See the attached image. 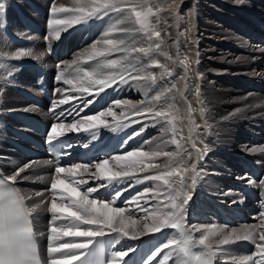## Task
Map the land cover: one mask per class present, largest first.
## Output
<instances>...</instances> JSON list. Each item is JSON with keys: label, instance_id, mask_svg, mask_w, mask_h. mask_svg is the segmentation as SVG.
<instances>
[{"label": "bare ground", "instance_id": "obj_1", "mask_svg": "<svg viewBox=\"0 0 264 264\" xmlns=\"http://www.w3.org/2000/svg\"><path fill=\"white\" fill-rule=\"evenodd\" d=\"M221 1L222 0H184L182 3H180V5L177 6V8H175L173 12H171V10L169 9L168 11L170 13L169 35L167 37L169 51L167 52V56L163 55V53L165 52H160V54L158 55L151 54L149 56H144L143 54L135 53L133 55L139 57V62L135 64V67L136 69H142V71H133L132 69H128V71L126 72L122 71L121 69L118 72L116 71L119 75H123L126 81L129 77H131L134 74L144 73L145 75H147L149 71L155 70L159 67L158 65L152 64V60L154 59L159 60L160 65H164L167 62L166 65L174 70V78L173 80L171 79V82L173 81L172 86L173 89L175 88L176 91L174 90L171 91L169 89H166L163 91V96L160 100H156L154 98L151 100H147V109H146L147 119H145V113L141 110L134 113L131 107L124 109L116 106V108H118L116 117L118 118L119 124L121 126L117 127L115 130H119L121 132L120 137H122L123 134L126 133L127 128L131 124L139 121L144 122L145 126L143 129L146 130L147 127L148 128L150 127V129L151 128L155 129L156 125L152 123L153 118H155V116L153 115L155 111L164 110L169 112V116L177 117L176 120L177 133L175 135V138L180 141V145L182 147L178 148L176 145V149L175 150L172 149L170 152L180 153V156L176 157L175 159L176 161H179L180 158L182 157L184 160V167H188L192 163H195L196 170L199 173V176L197 177L196 184L192 185L191 176L193 175V173L189 171L188 173L183 174L182 188L180 187L179 184L174 186L177 187L176 190L186 191L190 196V199L188 200L187 204L184 206V213H183L184 223L191 231V234L193 235L194 239L197 240L199 236L203 234L202 230L198 231L197 229H202L205 226H211V225H216L218 228L226 229L225 232L226 235L230 234L232 229H236L238 234V232H240L241 230L249 229L250 226H256V230L264 231V228L259 227L261 225V220H262L260 213L264 212V179L261 182L250 180L247 173L243 172V167H242V165L246 161H250L251 163L257 165L264 172V126H261L259 124L258 125L254 124L255 126H252L248 129L246 127L248 126V123L246 124L247 117H243V119L241 118L242 120L240 121L239 119H237L238 117L236 116L237 118H234V120L236 121L233 123V125H235L236 128L235 131L231 130L230 132L226 133L228 135L227 137H229L227 139L229 143H227L222 147L220 146L221 148L217 150V153H220L225 160L223 159L224 160L223 164H221V166L217 167L215 170L213 169L214 171L209 170L211 172L208 171V169H210L209 167L212 166L210 161L211 156L209 155H212L213 152L208 151L206 153L207 154V159H206L205 151H203L202 149L203 147L200 146L199 143L200 140L197 139L198 129L200 128L197 127L195 131L192 132L191 134L189 132V128L191 127V124L189 123V119H188L189 106L191 107L192 118L195 120L196 125H199L201 119L203 120L202 118L203 115L201 117L199 115V112L193 109L192 103L190 101L192 94V83L190 81L192 78V73L191 71H189L186 63L185 62L182 63L183 61L182 38L184 32V31L182 32V29L184 26V21L181 13L183 12L185 7H191V9L195 10V12L197 11L199 15V21L197 22L196 25H194L195 27L193 26L194 29L192 31L195 42L194 43L192 41V43H194L193 50L196 52L195 55H197V50H198V44L196 43L197 41L196 39H198L200 43L199 48L201 51L198 54L202 57V59L205 60L203 61L205 65L207 63L213 64L214 62H216L218 64L220 62H223L222 69L218 70L217 73L214 72L216 74L213 73V75L210 77L211 78L210 82L208 81L211 85H218V84L221 85V89L219 88V90L217 89L218 91H213L214 93L216 92L218 96L217 100H225L226 97L229 96L235 100L242 101L240 99V96L237 94H241L243 91L252 92L253 94L251 95L253 96H255L254 94H259L258 102H257L259 104H260L259 101L264 99V29L263 28L260 29L259 27L260 30H263L261 36L252 37L250 40H248L249 42H247L248 43L247 48L243 47L244 49H241L242 48L241 47V48L232 49L231 47L229 49V47H227L225 43H223L222 41L223 38H221L223 34V29H222L223 26L222 25L219 26L215 19V17L219 16L217 15L218 12L221 11L220 10L221 8L220 6L222 5ZM234 1H236L237 3H241V2L243 3V2H250L251 0L250 1L234 0ZM33 2H35L38 6H35ZM0 3L4 5V8L0 10V156H1L0 158L6 174L10 178L17 180L22 185L33 211L40 215L44 214V216H38L37 229L38 232L41 234V238L43 240L45 255L49 256V258H47V262L48 264H53V260L59 259L60 254L53 253L52 255H50V247H49L50 243L52 244V246H58L61 243L75 244V243L84 242L86 238L64 236L58 239L57 241L50 242L49 236L51 235L50 227L52 226L51 224L52 217H51V213L49 212V207L51 204L53 193L49 194L48 191L47 193H45L44 189L46 186L50 185V181L51 178L54 176V172H52L51 165L47 161L43 160V162L41 161L42 163L40 162V164H38L39 161H37V163L27 161L19 154V152L14 151L10 144V139L13 137V132L11 131V129L7 128L6 126L7 125L9 127L18 126L16 117L23 112L33 114L40 118H48V111H46V109L44 108L37 109L31 106L24 97L15 94V92H17V90L20 88L29 89V90L35 89L33 84L30 82L29 78L26 76L27 73L26 68H28V66L31 63L36 64V63L44 62L45 60H50L51 56L49 55L48 52L51 51L52 48H54L55 45L73 28V26L67 28L61 33L60 39L58 40L55 39L54 36L51 35V27L49 22L53 19H60L62 13L53 14L51 11L52 7L54 5L58 6L59 4H64L68 8H73V5L75 4V0H16V1L0 0ZM21 7L25 8V12H26L25 14L22 11H20ZM241 8L242 7H240V9ZM261 13H262L261 21L264 23V11ZM15 16L21 19L24 17L26 19L24 22H21V24L25 23L26 25L27 23L29 25V27L32 29L31 38L34 39L35 42L29 44L27 43L26 35L28 34V32L26 31L25 28H22L21 26L16 28L18 29L19 32H21V35H17L18 32L14 33L13 30L15 28L16 19H17ZM91 22L95 23V21L93 20H91L89 23ZM108 25H109L108 21L101 19V28L97 33V38L95 41L100 40L103 37ZM259 25L261 27L264 26V24H259ZM224 29L226 28L224 27ZM136 33L139 34L138 32H135V34ZM17 39H19L22 43L21 45H17V44L13 45L12 46L13 52L23 49L25 51H30L31 56L24 58L23 57L17 58L15 56L7 55L6 52L7 46L8 45L11 46L13 42L16 41ZM94 42H92V44ZM87 44L83 45L82 47L86 46ZM223 46L228 48V50L223 49ZM97 47L98 49H102L101 47H99V45H97ZM244 53L252 56V58L250 57L252 59L250 63L252 64L249 65V68L251 69L253 67L255 69L256 74H253L254 72L252 74L251 73L248 74L250 77H248L243 84L238 85V83L235 82L231 83V85H236L235 87L231 88L229 87L231 86L230 83L226 82V79L228 78V76L233 75L235 67L240 62L239 59L241 58V56L244 55ZM168 54L169 56H172L171 59H168L169 57ZM221 54H223V59L221 58L222 61H219L220 58L218 56H220ZM74 58L75 56L73 55L72 59H68L62 63L56 64V67L61 66L62 68V69L60 68L61 70L60 73H58L60 70L56 73L53 70L54 67L50 69L51 78L57 87L56 91L59 90L57 91L58 102L61 99H64L68 95L75 97V99H80V97L88 98L89 96V95H81L79 92L73 91L71 85L64 83L63 80L57 79V76H59L62 72L66 74L65 78L70 77V79H72L74 77V73L71 71V68L73 67V64L71 62L74 60ZM102 58L105 57H97L96 61ZM80 62H82L84 65L88 64L84 60ZM49 66L51 65L49 64L48 67ZM180 71L184 73V74L181 73L182 75H184L183 79L181 80L180 78L176 77L178 74L177 72L180 73ZM119 75L117 76L116 83L111 84L110 87L105 88L102 92H99V94L109 90L110 93H112L113 96L115 97L114 102L116 100L129 101L130 102L129 106L135 103L143 102V100H137V101L134 100L136 98L139 99V97H141L140 94L137 93L134 89H131V87L129 89L128 85H127L128 89L123 88V86L125 85L121 84L123 82L120 81ZM142 82L144 83L147 81L142 80ZM224 83H227L229 85L226 90L223 89L226 87ZM23 85H28V88L23 87ZM252 85L253 87H251ZM237 87L239 89H237ZM98 91H99V86L97 85L96 88L93 89L92 94H97ZM228 99L229 98H227V100ZM243 102L244 103H241V105L247 104V102L245 101ZM172 104L175 105V108L169 109L167 106ZM113 105L115 104L113 103ZM234 106L235 105H233V107ZM228 108H229L228 105L226 104L224 105V103L219 108L216 107L212 113L213 115L211 114L208 117L210 118V122L214 124L217 122V120L220 117H221L220 119L222 120L225 115L230 113L229 112L230 110ZM105 119L108 120L110 127L99 128V130L96 132V136L99 138L108 137L109 139H111L112 138L111 132L115 131L113 130V127L117 124V119H114L111 116H107L105 117ZM258 122L259 120L257 121V123ZM149 133L150 132H148V134ZM193 141H195V145H196L195 148L191 146ZM202 142L203 140L201 141V143ZM144 145L146 144L142 142L140 144V147ZM197 149L200 150L199 158H197V151H196ZM126 151L127 148L119 147L118 152L116 154H123ZM187 152H191L193 154L191 158L187 156L186 154ZM166 162L167 160H165L159 166L158 169H150L147 173L138 174L137 177L131 181H136L135 183H141V182L148 183L147 181H144L143 179L144 175H154L156 171L163 170L164 165L168 163ZM172 167L175 168L177 167V165L174 163ZM20 169L23 170L21 171ZM210 175L214 177L216 186L206 184L208 182H205V178L209 177ZM84 178L87 179V177ZM174 179H178V178H174ZM89 183H92V181L90 180ZM151 185L152 184L150 181V183H148V186L142 188V190L138 194H143L144 189L146 187H151ZM235 186H238L239 190L234 189ZM241 186H246L251 188L254 192L257 193L258 199L253 200L246 198L241 193V188H240ZM61 187L71 192V188H69L67 184L61 185ZM228 187L230 188L232 187L233 189L226 190V188ZM151 188L153 189V187ZM31 192L35 193V195L32 194L30 195ZM202 197L207 202H209V210L211 214H207L204 210H202L201 214L196 216L197 208L202 204L200 200L202 199ZM43 199H46L47 201L46 203L47 208L45 212L42 213L35 209L36 208L35 205L36 203L42 201ZM131 200L132 197H130L129 201L123 207L125 206L128 207L131 213L133 214L134 218L138 220H142V217L144 216V212L137 210L135 203H129ZM57 202L59 203L60 201L58 200ZM167 204L168 201L166 199V202H164L163 200L161 206ZM139 205L141 209H148L149 211L155 208L157 204L153 196V191L152 193L143 194V198L139 201ZM217 210L220 211L222 210L227 214L234 215L235 220H232L233 223L226 225L220 224L217 221L218 218ZM234 210L239 214H241L243 218H239V220L237 221L236 214L233 213ZM62 211H66L70 213L71 209H66V210L62 209ZM247 219L249 223H245ZM201 221H205L207 223L201 224ZM71 224H72L71 221L58 220L55 226L60 227L61 225H63L65 228H69L71 227ZM83 227L84 226H81V230H83ZM158 237H160L161 240L164 239V241L168 243L169 240L173 238H178V234L175 229L165 228L162 229V231L159 233L145 234L143 237L138 239L137 242L139 243L144 239H148V238L155 239ZM219 238L220 237L212 238L211 243L213 244L214 248L219 244ZM120 242H123L120 243V245L123 247H128L129 246L128 244L132 245V243H134V241L131 242V240H121ZM244 243L253 244L252 242H247V241H236L235 238L233 237L231 245L220 246L222 247L223 251L220 252L218 257L214 261V264H239V261L245 260L248 256L253 255L255 249L252 250V252L243 250ZM60 247H63V245H60ZM162 250L164 251V255L162 257V260H164V262L171 261V262H175L174 264H178V257L175 254L172 247L163 248ZM192 251L199 252L201 251V248L200 246L197 245L193 247ZM79 252H81V250L76 252V254H78ZM71 254H73L72 249L64 250L63 252V255L66 256H70ZM255 258L258 259V257Z\"/></svg>", "mask_w": 264, "mask_h": 264}, {"label": "snow or ice", "instance_id": "obj_2", "mask_svg": "<svg viewBox=\"0 0 264 264\" xmlns=\"http://www.w3.org/2000/svg\"><path fill=\"white\" fill-rule=\"evenodd\" d=\"M146 2V0H144ZM142 7L141 0H75V6L68 8L64 4L54 5L51 9L52 13H65L64 18L53 19L49 22L51 27V35L55 39H60L61 33L69 27L81 24L82 22H89L91 20H101L109 14H115L110 17L112 21L110 29H106L104 36L108 37L113 32L130 33L131 29L120 27L128 21H131L139 27L136 31L143 34V38L148 42V46H134L136 41L132 44L126 43L125 39H111L105 38L102 40L103 49H98L97 45L101 40L95 41L91 45V49H85L81 53V57L85 58V62L96 60L97 57H108L113 52H124L127 55L121 56L118 59H104L97 63L91 70L77 68L76 74L72 79L65 78L64 72L57 76L58 80H63L64 83L71 85L72 90L79 92L81 95H91L93 89L99 86V92L105 88L110 87L111 84L116 83V72H103L102 69H121L126 72L129 68L133 71H142L136 69L135 64L139 62V57L134 56L135 53L149 56L157 52L161 48L162 40H160L161 33L152 26L150 17L156 15L152 7H147L146 11H139ZM4 5L0 3V10ZM160 9H157L159 12ZM159 42L151 43L153 39ZM13 55L17 58L31 56L30 51L23 49L16 51ZM167 56V53H163ZM171 59V57H168ZM187 58H184L185 62ZM80 58L74 60L72 64L78 65ZM152 64L167 69V65H160L159 60H152ZM170 74V73H169ZM163 75V74H162ZM102 77V78H101ZM121 82L127 83L123 75H119ZM135 80H147L155 83L157 77L154 74H147L144 76L132 77ZM59 91V90H57ZM163 93L158 94L154 99L160 100ZM75 97L68 95L61 99L58 103L67 104ZM91 100H84V105L92 104ZM115 106L124 107L129 105V101L116 100ZM169 109H174L175 105H168ZM204 109L201 108V113ZM155 117H159L167 122L165 131L173 134L171 143L181 148L180 141L175 138L177 133L176 116L169 119V112L160 110L153 113ZM111 116L117 119V124L113 127L115 130L120 127L116 113L112 107H108L104 111H98L95 115H87L82 118L73 119L71 122H57L50 126L48 132V141L54 143L68 134H79L82 132H91L92 138H96V132L101 127H110V124L105 117ZM188 119L191 127L190 134L198 127L195 120L192 118L191 107L188 109ZM138 134V133H136ZM131 138V137H129ZM71 146V145H69ZM193 148L196 147L193 141ZM87 147V145H85ZM159 148V145H157ZM197 158H199L200 150L197 149ZM189 158L192 157L191 152L186 153ZM180 153L161 152V151H143L137 148L132 151H126L123 154L109 155L104 158H97L88 163H73L70 166H56L54 168V176L50 181V189L53 193L49 212L51 213V224L49 236L50 242L57 241L64 236H72L79 238H86L82 243L67 244L61 243L58 246H52L50 243V255L53 253L60 254L59 259H54L53 264H74L80 262L84 258V264H127L125 259L134 252V248H128L112 251L105 259L106 243H119L121 240H138L145 234L159 233L162 229H175L178 238H173L162 245L163 248L172 247L178 257V264H214L222 247L229 245L234 237L236 241L252 242L254 245V254L248 256L245 260L239 261V264H264V231L256 230V226H250L249 229L244 230V234H237L236 229H232L230 234H225L226 229L218 228L216 225L205 226L202 229L203 234L199 236L198 240L194 239L191 231L184 223V206L190 199L186 191H178L174 185L179 184L183 186V174L191 171L192 185L196 184L199 173L196 170V164L192 163L188 167H184V160L181 157L176 161V157ZM159 157H167L168 163L164 165L163 170H158L154 175H144V181H155L156 187H165L169 195L166 197L168 204L161 206L162 202L157 203V206L151 211L148 209H141L139 201L143 198V194L152 193L151 187H146L143 194H138L132 197L129 203H135L139 211L144 212L142 220L134 218L128 207L114 206L115 201L119 198L126 188L119 187L123 185L124 181H131L140 173H147L150 169H158L159 165L153 163ZM50 163V162H49ZM177 167L173 168L172 165ZM171 169V170H169ZM21 171L23 169H20ZM84 177H87L85 179ZM79 178V179H78ZM178 178V179H174ZM97 182L96 186H88L83 191L80 188L88 185L89 181ZM67 184L71 188V192L61 185ZM100 188L113 189L112 195L108 197H99ZM93 194H97L96 198ZM160 192H156L155 196L159 198ZM60 201L59 203L57 201ZM62 209H71L70 213L62 211ZM167 209V210H166ZM262 218L260 228H264V212L260 213ZM58 220L71 221V227L65 228L55 226ZM81 226L83 230H81ZM195 227V226H193ZM6 225L2 218H0V264H29V254L31 252V234L17 236L11 231V225H8V239L5 241ZM113 236L114 239L107 241L106 237ZM221 237L219 244L214 248L211 243L212 238ZM63 245V247H60ZM200 246L201 251L193 252L194 246ZM72 249L73 254L70 256L63 255L64 250ZM79 250H83L76 254ZM160 251V248L153 250L147 257L145 264H150L152 258ZM75 253V255H74ZM89 257L91 259H89ZM255 257H258L255 258Z\"/></svg>", "mask_w": 264, "mask_h": 264}, {"label": "rangeland", "instance_id": "obj_3", "mask_svg": "<svg viewBox=\"0 0 264 264\" xmlns=\"http://www.w3.org/2000/svg\"><path fill=\"white\" fill-rule=\"evenodd\" d=\"M183 1L184 0H146V2H144V0H141L142 7L138 8L137 10L146 11L147 7H149V6L152 7L153 12L156 13V15H153L152 17H150L151 24L155 28V30H157V31H159L161 33L160 40L163 41L162 44H161L160 50L157 51V52L152 53V55L153 54L154 55H158V54H160V52L167 53L169 51V47H168V43H167V37L169 35V19H170L169 18V14L170 13L168 11L170 9L171 12H173L175 10V8H177V6L180 5V3H182ZM222 1H221L222 5L220 6L221 7L220 8L221 11L218 12L217 15H219V16L215 17V19H216V22L218 23L219 26H221V25L223 26L222 27L223 34H222V37H221V38H223V40H222L223 43H225V45L227 47H229V49L231 47H232V49L241 48V47H242L241 49H244L243 47L247 48V44H248L247 42H249L248 40H250L252 37L261 36V33L263 32V30H260V29L261 28L264 29V26L261 27L259 24H264L261 21V16H262L261 12L264 11V0H261V1L260 0H251V1L249 0L250 2H243V3L242 2L241 3H237L234 0H232V1L231 0H225V1L222 0ZM247 3H248V5H247ZM34 5L38 6L36 3ZM252 5L255 6V7H253ZM257 5L260 6V7H258ZM74 6H75V4L73 5V7ZM240 7H242V8L240 9ZM248 7H250V8H248ZM22 8L23 7L20 8V11H22L25 14L26 13L24 11L25 8H23L24 10H22ZM157 9H160V11L157 12ZM258 9H260V10H258ZM181 14L183 16V21H184V26H183V29H182V32L184 31L183 32V38H182V43H183V46H182L183 47L182 58H183V61H184L185 57L187 58L185 63L187 65L189 71H191V73H192V78L190 80L191 83H192V94H191L190 101L192 103L193 109L195 111H198L199 115L201 117L203 115V117H202L203 120L201 119V122L198 125V128H200V129H198V138L197 139L200 140L199 141L200 146L203 147L202 149H203V151H205V154L208 151H212L213 152L212 155H209V156H211L210 157V161H211L212 166L209 167L210 169H208V171L209 170L214 171L217 167L221 166V164H223V161L225 160L220 153H217V150L219 148H221L222 146L226 145L227 143H229V141L227 140L229 137H227L228 135L226 133L230 132L231 130L235 131L236 128H235V125H233V123L236 120H234V118L238 117L237 119H239L241 121L243 119V117H247L246 124L248 123V126H246V127L248 129L250 127H252V126H255L254 124H256V125L259 124L261 126H264V107H262V106H264V99L261 100L259 98L261 100V101H259L260 102V104H259V103H257L259 94H254L255 96H253V95H251V94H253L252 92L243 91L241 94H237V95L240 96V99L242 101L235 100V99L229 97L228 95H227L228 97H226L225 100H217L218 96H217L216 92L214 93L213 91H218L219 88L221 89V85L220 84H218L219 86L218 85H211L209 82L211 80L210 77L213 75V73L214 72L217 73L218 70L222 69V67H223L222 63L223 62H220L218 64L216 62H214L213 64H208L207 63L205 65V63L203 62L205 60L202 59V57L198 54L201 51H200V48H199L200 43H199L198 39H196V37H195V39L197 40L196 43L198 44V50H197V55H195L196 52L193 50V46H194L195 42H194L192 31H193V29L195 27L194 25H196L197 22L199 21V15H198L197 11L195 12V10L191 9V7H185ZM65 15H66L65 13H62L61 18H64ZM113 16H115V14H111L110 13L109 16H106L107 18L103 17V20L108 21V23H109V25L107 26L106 29H110V25L112 23V21L110 20V17H113ZM19 19H21V18H19ZM93 21H95V23H96V22H99L101 20H97V21L93 20ZM89 22H88V24H92V22L91 23H89ZM133 24L134 23H132L131 21H128V22H126V23H124L122 25H119L120 27L124 26L126 28L131 29L130 33L113 32L112 35H110L108 37H105L103 35V37L100 39L101 43L98 44L99 47H101L102 49L104 48L102 40L105 39V38L125 39L126 43H128V44H132V41L135 40L136 43H135L134 46H136V47H140V46L147 47L148 46V42L143 38V34L138 32V31H136V29L139 26L135 25V24L133 25ZM20 26L22 28H25L26 31L28 32V34L26 35L27 43L29 44V43L35 42V40L31 38V33H32L31 30L32 29L30 27L26 28L25 27V23L21 24V22L18 19H16L15 28L13 30L14 33L18 32L19 34L17 33V35H21V32H19L18 29H16V28H18ZM224 27L226 29H224ZM259 27H260V29H259ZM225 30H227V31H225ZM135 32H138L140 35L137 34V33L135 34ZM164 39H165V41H164ZM95 40L96 39H93L86 46L82 47L80 50L75 52L74 60H77L78 58H80V61H83V60L85 61V58L81 57V52L83 53L85 49L90 50L92 42H94ZM192 41L194 43H192ZM157 42H159V41L154 38L151 43H153V45H154ZM244 43H245V45H244ZM15 44L16 43L14 41L11 46H9V45L7 46L6 52H7L8 56H14L13 53H15V52H13L12 46L15 45ZM186 46H187V48H186ZM185 49H187V50H185ZM223 49L228 50V48H226L225 46H223ZM124 55H127V53H124V52H113L110 56H108L106 58H102V59H100L98 61H96V60L87 61L88 64H86V65H84L82 62H79L78 65H74L73 64V67L71 68V71L74 73V76H75L77 68L91 70L92 67H94L97 63L102 62L104 59H118L119 57L124 56ZM168 56H169V54H168ZM169 57L172 58V56H169ZM218 57L220 58L219 61H222L223 54H221ZM250 57L252 58V56H250V55H248L246 53H244V55L241 56L242 59L241 58L239 59L240 62L235 67L236 71L234 70L233 75L228 76L229 79L227 78L226 82L230 83V85L233 82L238 83V85L239 84H243L245 82V80L248 77H250L248 74H250V73L252 74L253 72H254L253 74H256L255 73V69L253 67L251 69L249 68V65L252 64V63H250L251 60H252ZM46 61H47L48 64H51L50 60H45L44 62H46ZM166 64H167V62L164 65H166ZM240 64H241V66H240ZM129 69H131V68H129ZM119 70H120L119 68H117V69H108V68L102 69V71L105 72V73H107V72H116V71L118 72ZM60 72H61V70L58 73H60ZM149 73L154 74L157 77V80H156L157 82L151 83V82L146 80L147 82L143 83L142 80L132 79V77H135V76H144L145 75L144 73H141V74H134L131 77H129L127 79V83H124V82L121 83V84L125 85V86H123V88L128 89V87H129V89H130V87H131V89H134L137 93L140 94L141 97H139V99L136 98L134 100H136V101L137 100H143V102L135 103V104H133L131 106L125 105L124 107H120V108L127 109V108L131 107V109L133 110L134 113H136L137 111L141 110V111H143L145 113V119H147V114H146L147 113V110H146L147 109V100L153 99L158 94L163 93V91L166 90V89H169L171 91H173V90L176 91L175 88L173 89V86H172L173 85V83H172L173 81L171 82V79L173 80V78H174V70L171 67L167 66V69L165 70V68L159 66L157 69L149 71L147 74H149ZM177 73L178 74H177L176 77L180 78V80L183 79L184 75H182V74H184V73L182 71H180V73L179 72H177ZM216 73H214V74H216ZM243 74H245V75H243ZM65 76H66V74H65ZM166 77H168V78H166ZM67 78L70 79V77H67ZM230 81H232V82H230ZM168 82H170V83H168ZM127 85H128V87H127ZM224 85L226 87L223 88V89L226 90L229 85L227 83H224ZM235 86L236 85H231L229 87L232 88V87H235ZM149 87H151V88H149ZM251 87H253V85ZM237 89H239V88L237 87ZM179 90H177V91H179ZM227 98H229V99L227 100ZM243 101L247 102V104L246 105H244V104L241 105V103H244ZM223 103H224V105L225 104L228 105V107H229L228 109L230 110L229 111L230 113L225 115L222 120L220 119L221 118L220 117L217 120L216 123L212 124V122H210V118H208V117L213 113V111H214V109L216 107L219 108L220 106H222ZM227 103H229L230 105L227 104ZM233 105H235L236 107L235 106L233 107ZM259 105L260 106L262 105V106L260 107ZM242 106H243V108H242ZM111 107L113 108L115 113L118 112V108H116L115 105H113ZM117 107H119V106H117ZM201 108H203L205 112L203 111V113H201L200 112ZM206 110H208V111H206ZM208 112L209 113L211 112V113L209 114ZM232 112H234V113H232ZM116 116H117V114H116ZM171 118H172V116H169V119H171ZM227 118H229V119H227ZM258 120H259L260 123L259 122L257 123ZM152 121H153L152 123H154L156 125V128L155 129L151 128L152 130L150 129V127L149 128L147 127L146 130L142 129V130L147 132V138L150 135H151V137L147 141L143 142L144 144H146L145 148H143L145 145L141 146V147L139 146L138 148H140L143 151L156 150V151H161V152H167V151L170 152L172 149L175 150L176 149V145L171 143V140L173 138V134L171 132H169V131H165L164 130L167 127V122L165 120H163V119H160L159 117L153 118ZM139 122H142V121H139ZM144 126L145 125H144V122H143V127L142 128H144ZM204 126H205V128H204ZM207 130H208V132H207ZM214 131H215V133H214ZM148 132H150V133L148 134ZM205 139H207V140H205ZM202 140H203V142H202L203 144L201 143ZM157 145H159V148H157ZM206 159H207V154H206ZM165 160H167V162H168V158L167 157H159L153 163H155L156 165L160 166ZM40 162L38 164H40ZM234 163H236V162H234ZM211 171H209V172H211ZM209 178H211V179H209ZM205 182H208V183H206L207 185H215L216 186V182L214 180V177H212L211 175L209 177L205 178ZM211 182H212V184H211ZM156 183L157 182H155V181H151V184H152L151 187H153V196H154V199L156 201V204L158 203V200H159V202H162V203H163V200H164V202H166V197L169 195V193L167 192V189L165 187L164 188L163 187H156ZM174 188L176 189L177 187L174 186ZM228 189H233V188L232 187L231 188L230 187L226 188V190H228ZM156 192H160L161 193L159 198H157L155 196ZM31 194L35 195V193H32V192L30 193V195ZM200 200H201L202 204L197 208L196 216L200 215L202 210H204L207 214H211V212L209 210V202H207L203 197ZM46 203H47L46 199H43L42 201L36 203V205H35L36 208L35 209L37 211L42 212V213L45 212V210L47 208ZM162 203H161V205H162ZM206 223L207 222H205V221H201V224H206ZM247 223H249V221ZM238 234H244V230H241L240 232H238ZM220 239H221V237L219 238V240ZM229 245H231V243Z\"/></svg>", "mask_w": 264, "mask_h": 264}, {"label": "clouds", "instance_id": "obj_4", "mask_svg": "<svg viewBox=\"0 0 264 264\" xmlns=\"http://www.w3.org/2000/svg\"><path fill=\"white\" fill-rule=\"evenodd\" d=\"M3 192L8 193V195L4 199H0V218L3 219L6 228H5V241L8 239V225H9V217L13 211L17 214H20L24 211L20 205H22V200L18 195H12L8 189H2ZM15 200L16 205L12 204V201Z\"/></svg>", "mask_w": 264, "mask_h": 264}]
</instances>
